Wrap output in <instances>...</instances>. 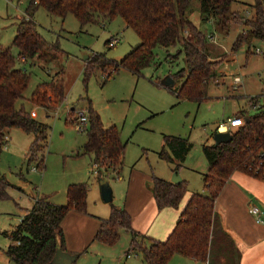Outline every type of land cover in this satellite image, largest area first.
Returning <instances> with one entry per match:
<instances>
[{"label": "rangeland", "instance_id": "1", "mask_svg": "<svg viewBox=\"0 0 264 264\" xmlns=\"http://www.w3.org/2000/svg\"><path fill=\"white\" fill-rule=\"evenodd\" d=\"M232 1L229 12L242 18L250 17L252 0ZM189 2L186 17L208 37L205 46L209 58L218 57L216 60L219 61L215 76L206 86L205 97L198 102L180 99L161 85L166 76L185 68L182 53L175 59L167 55V52L176 54L179 46L154 48L155 63L144 69L139 77L121 68L106 78L101 69L96 68L83 81L85 56L104 53L108 59L119 60L139 43L138 36L125 27L119 16L112 19L99 16L81 26L70 13L61 18L49 15L40 7L32 15L37 31L49 42L58 40L61 53L47 65L37 60L25 63L17 60V49L12 40L16 21L24 16L27 1L0 0V48H9L17 65L28 73L27 87L16 107L22 104L32 118L49 126L47 147L36 155V159L43 156V169L37 166V161H27L33 134L17 127L8 129L0 153V176L8 184L4 188L7 198H0V264H14L4 253L9 240L1 232L15 226L25 209H29L32 197L47 195L53 203L61 205L66 202L65 189L69 184L86 183V211L105 209L108 216L109 206L101 198L99 180L92 171L91 155L83 154L88 124L84 131H78L74 126L75 113L87 111L88 104L98 113L103 127L114 125L118 129L120 142L125 144L121 178L114 179V175L109 174L106 179L112 190L111 204L125 208L129 184L138 194L150 185L153 176L170 181L172 165L157 156L163 146L162 135L168 134L186 137L192 145L177 171L181 180H185L187 192L207 193L202 186L207 167L202 146L213 145L212 136L218 123L237 111H254L248 100L250 96L259 95L264 87L261 52H256V49L262 51L263 47L259 41H253L233 51L231 43L242 25L238 21L226 24H219L215 19L202 21L199 2ZM110 38L117 40L113 47L106 44ZM59 70L63 90L61 100L46 108L32 104L29 98L36 86L54 77ZM234 76L241 78L237 85L232 83ZM180 84L174 81L171 87ZM236 129L229 128V131ZM137 213L133 211L135 220L139 221L142 216ZM126 232L119 231L120 238L114 245L105 246L94 240L83 249H86L85 254L74 264H143L141 253L126 252L130 242ZM66 234L70 242H75L73 232L66 231Z\"/></svg>", "mask_w": 264, "mask_h": 264}, {"label": "trees", "instance_id": "2", "mask_svg": "<svg viewBox=\"0 0 264 264\" xmlns=\"http://www.w3.org/2000/svg\"><path fill=\"white\" fill-rule=\"evenodd\" d=\"M26 1L25 14L16 21L12 40V45L17 49V60L23 63L37 60L47 65L61 53L58 40L49 42L40 36L36 22L32 19L33 13L43 7L51 16L63 18L70 13L81 26L95 21L99 16L107 19L119 16L125 27L132 29L138 36L139 43L119 60L108 59L104 53L89 55L83 63L84 82L96 68L101 69L106 78L121 68L139 77L144 69L155 63L154 48L168 49L176 46L180 47L177 53L173 55L167 52V55L175 59L182 53L185 68L169 76L181 84L176 88L164 86L175 96L198 102L205 97L206 86L215 76L218 57L212 60L209 58L205 46L208 37L186 17L189 0ZM197 1L202 21L215 19L219 24L238 21L242 25V30L231 43L233 51H237L244 43L248 46L253 41L260 42L263 47L261 58L264 71V0H252L251 15L245 18L229 12L232 0ZM60 73L61 70L36 86L29 98L32 104L46 108L61 100L63 90ZM27 81L28 73L17 65L9 48H0V153L8 129L20 128L33 134L27 161L35 160L37 166L43 169V156L36 159V155L47 147L49 126L32 118L22 104L16 107L27 87ZM262 83L264 85V73ZM248 103L257 105L256 110L252 113L237 111L232 115L241 118L243 124L229 131V142L202 146L203 156L207 160L202 186L207 193L189 195L166 239L153 240L135 232L127 210L108 203V217L99 220L93 240L106 246L114 245L120 238L119 231L126 230L130 236L127 252L141 253L144 264H168L173 255L191 258L196 263L238 264L240 252L223 229L214 201L235 171L264 182V87L259 95L250 96ZM87 114L89 122L83 154L91 155V163L97 165L98 179H107L109 174L114 175V179H120L125 144L120 142L118 129L114 125L103 127L98 113L90 104ZM162 142L163 146L157 156L172 165V172H177L192 145L186 137L169 134L162 135ZM7 185L0 176L1 199L7 198L4 193ZM149 189L158 210L170 207L178 209L187 192L185 180L172 183L156 176L151 177ZM65 191L66 202L61 205L54 204L47 196L35 197L30 209H25L15 226L1 232L9 240L4 251L9 261L14 264H51L58 245L59 251L65 252L61 222L71 211L86 213L87 186L86 183L69 184ZM74 263L75 260L71 264Z\"/></svg>", "mask_w": 264, "mask_h": 264}, {"label": "crops", "instance_id": "3", "mask_svg": "<svg viewBox=\"0 0 264 264\" xmlns=\"http://www.w3.org/2000/svg\"><path fill=\"white\" fill-rule=\"evenodd\" d=\"M127 190V197L124 205L130 216L132 229L153 240H164L167 238L175 225L179 212L184 208L185 202L191 194L190 192L185 193L179 203L180 206L178 209L170 207L158 210L154 203L151 190L149 189V184L147 187H144V189L139 190L138 194H136L134 186L130 184ZM34 198L35 197H32V202ZM48 199L50 200L49 197ZM214 203L215 211L218 213L219 218H221L223 229L229 234L235 247L240 252L238 264H264V223H256L254 217L248 212L250 206H256L260 210H264V182L247 174L245 175L242 172L235 171L223 185ZM88 211L89 212L86 211V213L71 211L67 213L61 222L65 238L64 253L72 256L80 253L75 258V262L79 256L85 254L81 251L87 246L89 247L94 241L93 235L100 224L99 220L108 217V211L105 209ZM133 211H138L137 214L140 213L142 219L136 221ZM66 231L74 233V238H76L75 242H70L68 240ZM126 233L128 235V232ZM179 258H183V260L186 261ZM141 261L143 262L142 258ZM168 264L206 263H196L191 258L173 255Z\"/></svg>", "mask_w": 264, "mask_h": 264}, {"label": "built area", "instance_id": "4", "mask_svg": "<svg viewBox=\"0 0 264 264\" xmlns=\"http://www.w3.org/2000/svg\"><path fill=\"white\" fill-rule=\"evenodd\" d=\"M117 40L115 38H110L108 41V45L114 46L116 44ZM261 52V50L256 49V52ZM241 81V78H239L238 76H234L233 77V84L237 85L239 84ZM249 106L251 107L252 110H256L255 108L257 107V105H251L249 104ZM76 117L74 118V126L75 129H77L78 131H84L86 130L85 127L89 122V114H87V111L84 110H78L76 113ZM243 122L241 118L235 117V116H230L229 118H226V120L224 122H220L217 125V129L216 131L219 132H229V128H237L242 126ZM97 170V165L96 164H92V171L97 174L96 172ZM249 214L254 217V220L256 223L258 224H263L264 223V210H260L258 207L256 206H250L248 209ZM130 254H126V257H128Z\"/></svg>", "mask_w": 264, "mask_h": 264}, {"label": "water", "instance_id": "5", "mask_svg": "<svg viewBox=\"0 0 264 264\" xmlns=\"http://www.w3.org/2000/svg\"><path fill=\"white\" fill-rule=\"evenodd\" d=\"M84 59H87V56L84 57ZM174 83V80L168 75L166 78H164V81L161 83L163 86H172ZM231 134L230 132H219L216 131L214 132L212 136V141L214 142L213 145H217L219 143H226L230 141ZM172 177L170 179V182L172 183H179L181 182V177L179 173L177 172H172ZM99 191L101 192V198L105 203H108L112 200V190L109 186L108 181L101 177L99 178ZM75 256L62 253L59 251V245L57 246V253L52 261V263L56 264H71L75 260Z\"/></svg>", "mask_w": 264, "mask_h": 264}]
</instances>
